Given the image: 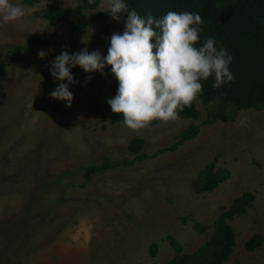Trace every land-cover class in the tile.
Returning a JSON list of instances; mask_svg holds the SVG:
<instances>
[{
  "label": "rangeland",
  "instance_id": "rangeland-1",
  "mask_svg": "<svg viewBox=\"0 0 264 264\" xmlns=\"http://www.w3.org/2000/svg\"><path fill=\"white\" fill-rule=\"evenodd\" d=\"M10 2L25 14L0 23V264H168L196 253L212 238L219 215L244 194L253 199L229 222L236 246L225 264H264V109L203 126L210 107L196 97L197 119L133 130L111 124L109 67L90 81L73 68L79 83L70 86L68 108L50 99L58 84L51 61L62 50L85 47L106 55L107 38L123 32L125 19L94 18L72 33L64 24L51 27L43 12L51 5L75 8L79 0ZM107 11L102 0L96 12ZM40 51L47 53L43 60ZM192 124L202 125L192 141L157 154ZM134 139L144 141L146 158L126 153ZM103 160L130 164L85 180L86 169ZM211 163L231 176L212 193L196 195L191 183ZM254 236L260 247L248 252Z\"/></svg>",
  "mask_w": 264,
  "mask_h": 264
},
{
  "label": "clouds",
  "instance_id": "clouds-1",
  "mask_svg": "<svg viewBox=\"0 0 264 264\" xmlns=\"http://www.w3.org/2000/svg\"><path fill=\"white\" fill-rule=\"evenodd\" d=\"M105 2L106 13L113 21L126 17L123 32L107 38L106 55L99 50L89 52L86 47L71 54L62 50L56 55L50 75L58 84L50 99L65 102L70 108V86L79 83L72 69H82L90 81V74H103L110 67L118 89L107 103L112 113L122 115L128 128L136 130L154 120L178 119L179 112L202 92V80L214 77V88L233 81L229 70L233 57L224 47L216 46L214 36L197 46L204 23L199 13L169 11L157 19L150 12L142 17L128 7L126 0ZM24 14L22 5L0 0V23L14 22ZM46 55L45 51L37 53L41 60Z\"/></svg>",
  "mask_w": 264,
  "mask_h": 264
},
{
  "label": "trees",
  "instance_id": "trees-1",
  "mask_svg": "<svg viewBox=\"0 0 264 264\" xmlns=\"http://www.w3.org/2000/svg\"><path fill=\"white\" fill-rule=\"evenodd\" d=\"M30 3L32 0H23ZM102 0H79L75 8H62L57 5L49 6L43 12V18L48 24L56 28L67 25L71 32L83 30L94 19H111L105 13L96 10ZM130 9H135L139 15L146 17L150 12L154 18H163L167 12L175 11L199 13L204 23L200 33L198 47L202 46L207 37L216 38V46L224 47L233 57L229 70L233 74V81L220 88H214V77L202 80V92L197 96L200 102L210 107L208 118L203 126L216 122H233L240 111L264 109V0H126ZM121 19H126L122 16ZM154 42V41H153ZM41 43L36 39H29L28 44ZM29 48H25L26 50ZM21 50L22 48H18ZM107 76L113 78L110 93H117L118 82L111 74L110 67ZM200 115L195 100L179 112V118L197 119ZM171 121V120H170ZM154 120L147 126L156 125ZM123 123L122 115L115 114L111 124ZM202 125H190L175 138V143L161 149L157 154L175 152L180 146L192 141L199 133ZM142 129V128H140ZM144 141L132 140L126 147V153L134 160L146 158L142 154ZM130 161H107L101 165L89 167L85 171V180H90L94 174L127 166ZM230 171L217 168L214 163L207 165L197 178L191 183L196 195L212 193L218 186L230 178ZM35 201V197L33 198ZM252 196H244L234 201L233 207L219 215L213 225V236L194 254H178L168 264H225L236 246L235 233L229 222L244 213L249 207ZM199 233H204L206 227L199 224L194 226ZM261 237L254 236L246 242L245 249L253 252L260 247ZM176 248L177 245H174ZM179 251V250H178ZM156 256V251L151 252Z\"/></svg>",
  "mask_w": 264,
  "mask_h": 264
}]
</instances>
